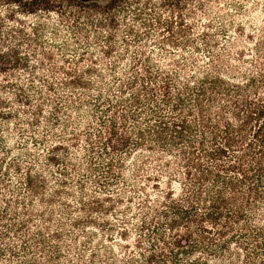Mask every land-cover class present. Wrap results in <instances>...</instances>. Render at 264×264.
I'll return each mask as SVG.
<instances>
[{
	"label": "trees",
	"instance_id": "16d2710c",
	"mask_svg": "<svg viewBox=\"0 0 264 264\" xmlns=\"http://www.w3.org/2000/svg\"><path fill=\"white\" fill-rule=\"evenodd\" d=\"M54 1L25 4L31 12L54 10ZM110 3L112 10L120 4L117 10L124 14L134 10L144 27L149 22L143 14L157 6L154 0ZM170 3L179 6L170 0L162 5ZM111 12L108 21L115 26L119 15ZM165 24L175 37L172 22ZM84 28L76 30L84 33ZM125 31L141 39L134 26L127 24ZM178 33L186 35L183 29ZM207 51V65L199 60L167 63L177 73L139 58L131 68L134 74L115 79L120 95L113 102L106 97L107 113L98 117V127L90 125L91 115L86 113L76 120L74 114L82 111L78 101H65L63 138L68 152L63 175L66 183L77 184L79 194L64 191V219L53 237L65 242L67 264H77L72 256L80 242L73 232H66L68 227L108 228V222H99L93 212L109 214L110 208L85 177L99 191H108L110 205H127L120 213L118 233L128 251L122 258L114 256V264H264V40L249 68L233 63L237 58L230 49ZM61 83L72 93L83 89L84 94L92 85L81 77ZM80 154L82 161H74ZM75 209L81 215L72 216ZM40 253L41 261L18 264H56L49 247L41 246ZM93 260L108 264L101 256Z\"/></svg>",
	"mask_w": 264,
	"mask_h": 264
},
{
	"label": "rangeland",
	"instance_id": "374dc122",
	"mask_svg": "<svg viewBox=\"0 0 264 264\" xmlns=\"http://www.w3.org/2000/svg\"><path fill=\"white\" fill-rule=\"evenodd\" d=\"M29 1L0 0V264L41 261V246L55 252L56 264H67L65 242L53 237L64 219V191L79 194L77 184L66 183L63 175L68 152L63 138L65 101H78L82 111L74 114L76 120L86 113L91 115L90 125L98 127V117L107 113L106 97L113 102L120 95L116 80L134 74L131 68L139 58L177 73L167 63L199 60L207 65L211 55L207 48L230 49L238 59L233 63L252 67L256 48L264 40V0H170L179 6L154 0L155 11L143 14L147 27L135 19L134 10L118 12L120 4L112 10L111 0H79V6L55 0L54 10L33 12L25 4ZM110 10L119 15L115 26L108 21ZM167 21L177 31L175 37L170 36ZM127 24L140 30L141 39L127 34ZM77 26L85 27L84 33ZM234 44L238 46L231 49ZM71 77L91 81L89 92L64 88L61 82ZM78 157L74 161H82L81 154ZM136 161L127 162V167ZM85 179L111 210L93 212L99 222H108V228L68 227V234L80 238L72 257L77 264L83 260L93 264L95 256L114 264V256L122 258L128 251L118 233L120 213L127 205H110L108 191H99ZM161 186L165 188V183ZM79 213L75 209L72 216Z\"/></svg>",
	"mask_w": 264,
	"mask_h": 264
}]
</instances>
